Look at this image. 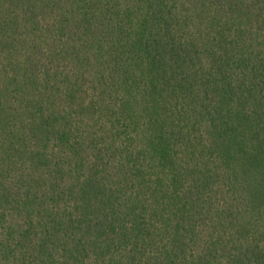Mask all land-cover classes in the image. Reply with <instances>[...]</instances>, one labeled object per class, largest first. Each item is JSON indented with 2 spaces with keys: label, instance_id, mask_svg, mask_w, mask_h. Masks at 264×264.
I'll return each mask as SVG.
<instances>
[{
  "label": "trees",
  "instance_id": "trees-1",
  "mask_svg": "<svg viewBox=\"0 0 264 264\" xmlns=\"http://www.w3.org/2000/svg\"><path fill=\"white\" fill-rule=\"evenodd\" d=\"M0 264H264V0H0Z\"/></svg>",
  "mask_w": 264,
  "mask_h": 264
}]
</instances>
